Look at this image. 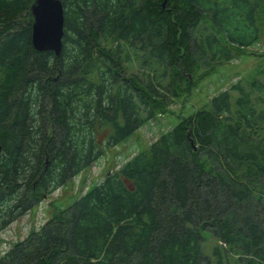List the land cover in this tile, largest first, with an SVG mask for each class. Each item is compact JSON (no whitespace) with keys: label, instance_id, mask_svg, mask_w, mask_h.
<instances>
[{"label":"trees","instance_id":"1","mask_svg":"<svg viewBox=\"0 0 264 264\" xmlns=\"http://www.w3.org/2000/svg\"><path fill=\"white\" fill-rule=\"evenodd\" d=\"M33 1L0 0V230L257 43L264 10V0H61L56 56L32 45ZM263 101L256 78L220 91L0 264H229L232 254L264 264ZM204 233L221 242L210 256Z\"/></svg>","mask_w":264,"mask_h":264},{"label":"rangeland","instance_id":"2","mask_svg":"<svg viewBox=\"0 0 264 264\" xmlns=\"http://www.w3.org/2000/svg\"><path fill=\"white\" fill-rule=\"evenodd\" d=\"M262 8L264 9V1ZM259 24L260 39L257 43L238 51L231 60L216 65L213 71L197 81L189 92L180 91L179 97H173L168 102V106L158 110L124 142L108 149L105 156H101L65 185L58 187L45 196L39 204L0 230V257L17 241L27 237L30 231L39 229L59 210L73 203L89 187L101 182L106 173L110 172L107 171L110 166L118 168L139 150L156 141L182 118L207 106L210 99L220 91L228 89L238 80L249 83L256 78L264 84V10L259 13ZM216 244H221L220 240L209 233H204L202 245L206 255H211L212 248ZM237 257L232 254L226 259L229 264H245L244 260L236 261Z\"/></svg>","mask_w":264,"mask_h":264},{"label":"water","instance_id":"3","mask_svg":"<svg viewBox=\"0 0 264 264\" xmlns=\"http://www.w3.org/2000/svg\"><path fill=\"white\" fill-rule=\"evenodd\" d=\"M30 12L33 47L38 51L51 50L58 56L62 47L64 24L61 0H34L30 6Z\"/></svg>","mask_w":264,"mask_h":264}]
</instances>
